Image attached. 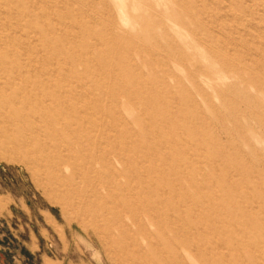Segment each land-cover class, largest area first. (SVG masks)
<instances>
[{
  "label": "rangeland",
  "instance_id": "374dc122",
  "mask_svg": "<svg viewBox=\"0 0 264 264\" xmlns=\"http://www.w3.org/2000/svg\"><path fill=\"white\" fill-rule=\"evenodd\" d=\"M121 263L264 264V0H0V264Z\"/></svg>",
  "mask_w": 264,
  "mask_h": 264
},
{
  "label": "bare ground",
  "instance_id": "6f19581e",
  "mask_svg": "<svg viewBox=\"0 0 264 264\" xmlns=\"http://www.w3.org/2000/svg\"><path fill=\"white\" fill-rule=\"evenodd\" d=\"M50 9H51V8H50ZM92 9H94V8L92 7ZM254 12H255V11H254ZM3 13H4V12H3ZM70 15H72V14L70 13ZM223 16H224V15H223ZM74 18H75V17H74ZM76 18H77V17H76ZM76 18H75V19H76ZM75 19H74V21H75ZM71 20H72V16H71ZM74 21L72 20V23H73ZM75 22L77 23V21H75ZM78 22H79V21H78ZM30 23H31V22H30ZM72 25L75 26L76 24L74 23V24H72ZM242 26H243V25H242ZM34 31H35V30H34ZM101 42H102V41H101ZM5 43H7V42H5ZM10 49H11V48H10ZM98 49H99V48H98ZM109 52H110V51H109ZM36 69H37V68H36ZM36 69H35V70H36ZM38 69H39V68H38ZM40 70H41V69H40ZM61 71H62V70H61ZM53 72H54V71H53ZM92 73H93V72H92ZM50 75H51V74H50ZM93 75H94V74H93ZM81 76H82V75H81ZM76 77H77V76H76ZM87 80H88V78H87ZM58 81H59V80H58ZM58 83H59V82H58ZM60 83H61V82H60ZM75 87H76V86H75ZM77 87H78V85H77ZM65 88H66V87H65ZM82 88H84V87H82ZM108 93H109V92H108ZM93 94H94V93H93ZM96 94H97V92H96ZM66 95H67V94H66ZM97 95H98V94H97ZM100 95H101V92H100ZM68 97H70V95H69ZM107 103H108V101H107ZM107 103H105V104H107ZM105 107H106V106H105ZM36 109H37V108H36ZM33 112H35L36 114H39V115L42 113V111L37 112L36 110H34ZM33 112H32V113H33ZM136 113L140 114L139 112H136ZM113 115H114L113 109H111V111H108V113L106 114V116L109 117V118H112ZM24 116H25V115H24ZM114 116H115V115H114ZM13 120H14V121H15V120L18 121V122L15 121V124H14V129H15V131H14L15 133H14V134H16V136H17V134H18L17 131H19L18 129H22V127H24V126L21 125V122H19L20 119L16 118L14 115H13ZM20 121H21V120H20ZM81 124H82V123H81ZM45 125L53 127V126L56 125V121H54V122H52V123H51V122H47ZM47 126H46V127H47ZM28 132H29V131H28ZM29 133H30V132H29ZM23 134H24V133H23ZM30 136H31V135H30ZM33 138H34V137H33ZM39 138H40V137H39ZM40 139H41V138H40ZM16 140L18 141V138H17ZM35 140H36V138H35ZM19 141H23V142H24V140H23L22 137H20V136H19ZM28 141H29V140H28ZM32 141H34V139H33ZM32 141H31V142H32ZM38 141H39V140H38V137H37V141H36V142H38ZM29 142H30V141H29ZM31 142H30V143H31ZM34 143H35V142H34ZM34 145H35V144H34ZM16 146H17V143H16ZM21 148H22V147H21ZM21 148H20V149H21ZM25 148H26V147H25ZM25 148H23V149L25 150ZM30 149H31V148H30ZM41 151H42V150H41ZM41 151H40V152H41ZM23 153H24V152H23ZM19 154H20V153H19ZM121 154H122V153H121ZM41 155H42V152H41ZM41 155H40V156H41ZM12 158H13V157H12ZM14 158H15V157H14ZM14 158H13V159H14ZM27 158H28V157H27ZM79 158H80V157H79ZM18 159H19V158H18ZM80 159H81V158H80ZM15 160H16V159H15ZM54 168H55V167H54ZM131 173H132V172H131ZM47 182H48V181H47ZM218 196H219V195H218ZM92 229H93V231H98V230H96V228L93 227V226H92ZM105 229L107 230V227H105ZM105 246H106V245H105ZM121 249H122V248H121ZM122 252H123V251H122ZM233 254H234V253H233ZM158 256H159V255H158ZM127 259H128V258H127ZM121 262H122V261H121ZM122 263H123V262H122ZM122 263H121V264H122Z\"/></svg>",
  "mask_w": 264,
  "mask_h": 264
}]
</instances>
